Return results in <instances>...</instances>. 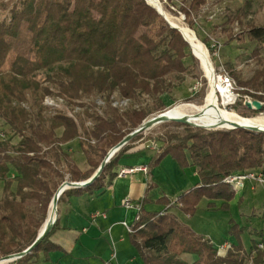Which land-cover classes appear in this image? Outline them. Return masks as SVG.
Returning a JSON list of instances; mask_svg holds the SVG:
<instances>
[{
	"label": "trees",
	"instance_id": "trees-1",
	"mask_svg": "<svg viewBox=\"0 0 264 264\" xmlns=\"http://www.w3.org/2000/svg\"><path fill=\"white\" fill-rule=\"evenodd\" d=\"M207 1L180 0L178 11L189 28ZM166 2L175 6L173 0ZM0 13V121L10 133L0 131L3 258L33 244L66 176L70 182L87 181L110 149L150 115L170 105L169 94L191 75L187 63L196 60L181 34L145 0H0ZM246 18L247 13L241 12L235 20L243 24ZM243 41L256 44L251 57L257 69L245 81L234 72L230 76L247 90L242 96L263 103L264 97L257 93H264V58L260 57L264 23H248L239 39ZM114 96L127 100L128 107L112 108ZM46 97H58L70 110L81 112L74 118L63 112L53 115L43 106ZM144 97L151 100L150 109L140 107ZM96 100L104 104L101 113ZM190 101L191 97L185 100ZM235 108L241 109L244 118L259 113L248 110L241 100ZM180 126L182 133L166 132L152 139L158 148L146 173L167 157L181 170H195L198 185L183 192L175 203L185 216L192 217L203 199L209 206L220 201L218 210H228L236 192L225 183L227 177L248 171L264 176V133L206 132ZM141 136L121 148L89 187L65 191L58 204L110 184L117 176L118 162ZM13 138L17 139L14 144ZM75 140L88 168L84 172L67 152V145ZM157 202L168 204L163 198ZM56 229L57 221L29 255L11 264H35L40 255L47 262L50 254L63 252L50 240ZM243 232L232 225L229 234L235 244L220 252L167 211L148 213L140 208L129 241L142 264H188L184 256L194 259L190 264L262 263L264 230L251 232L250 253L242 246Z\"/></svg>",
	"mask_w": 264,
	"mask_h": 264
},
{
	"label": "crops",
	"instance_id": "crops-1",
	"mask_svg": "<svg viewBox=\"0 0 264 264\" xmlns=\"http://www.w3.org/2000/svg\"><path fill=\"white\" fill-rule=\"evenodd\" d=\"M147 143L148 141H143L134 145L122 159L130 155L142 157L125 163L120 160L115 172L132 167H146L154 154L152 150L145 149ZM67 152L80 171L88 169L76 140L67 145ZM144 159L146 162L141 165L140 162ZM167 159L169 160L165 161ZM174 175L180 176L178 182L173 180ZM198 183L199 179L193 168L181 170L167 157L149 175L136 173L125 177L116 176L110 184L93 194L66 197L60 204L57 229L50 239L63 252L50 254L47 262L40 255L35 264H105L113 254L115 258L110 264H140L136 261L137 254L128 240L130 232L123 225L124 223L128 229L131 228L137 210L126 209L123 206L125 200L148 213L167 211L217 250L223 246L227 250L235 244L229 234V229L235 225L244 230L241 243L244 251L250 253L254 239L251 232L264 230L263 226H259L260 222L264 223V186L247 183L235 193L226 211L218 210L222 202L216 201L209 206L210 202L203 199L192 217L185 216L175 203L183 192ZM162 198L168 204L157 202ZM245 236L251 239L247 247L243 243ZM258 248L261 249L259 245ZM254 257L252 252L251 259ZM182 260L190 264L194 259L184 256ZM245 264L253 263L248 260ZM259 264H264V257Z\"/></svg>",
	"mask_w": 264,
	"mask_h": 264
},
{
	"label": "rangeland",
	"instance_id": "rangeland-1",
	"mask_svg": "<svg viewBox=\"0 0 264 264\" xmlns=\"http://www.w3.org/2000/svg\"><path fill=\"white\" fill-rule=\"evenodd\" d=\"M158 1L162 5L164 12L172 19V21H174V23L181 25L183 24L185 27L190 29L195 34L198 41L204 46L205 50L207 51L209 60L213 68L214 75H217L218 73L221 72L226 73L235 82L237 87V92L240 94V96H242V93H244L247 90L244 87H239L237 85L236 81L232 78V76H230V72H234L238 74L240 78L243 81H245L250 79L254 71L257 69L255 61L251 57V53L255 49L256 44H250L246 41L239 42V39L243 37V32L246 30V26L248 23H251L254 26H260L261 24L264 23V0H208L206 6L194 19V26L192 29L189 28L187 22L185 21L184 15L178 11V8L180 7V0H173V3L175 4L174 7L171 6V4H169L168 2H166V0H158ZM241 12L247 13V18L245 22H243V24L235 20V18L239 16ZM2 16L3 13H0V18H2ZM231 37L233 40H230ZM190 54L192 55L191 49H190ZM260 57L264 58V45L260 47ZM193 58L196 60L195 64L189 62L187 63L190 69H192L191 75L186 76L184 78V81L181 84H179L174 90H172V92L168 96V98L171 101L170 105L168 107H165L161 111L150 115L146 120L181 105H194L197 107H202L205 105L206 97L211 90L210 88L211 83L206 77L204 71L202 70L198 59L194 56ZM193 88H196L195 92L193 91ZM250 93H255V92L250 90ZM257 94L262 95L264 97V93L262 92H258ZM189 97H191V101L185 102V100ZM113 99H119V98L118 96H114ZM97 102H101V100H96V104ZM218 103L220 104V102ZM237 103L231 108L226 107V111L236 116L244 118L243 115L240 116L242 114L240 113L241 109L235 108ZM139 105L140 107L150 109L152 103L151 100L144 97L140 101ZM96 106L98 107L97 108L98 112L101 113V109L103 106H99V105ZM80 112L81 109H79L78 113ZM248 116L249 118H256V117L264 118V111L256 115L251 114ZM87 126L90 127V125ZM190 128L199 129L206 132L217 131V130H206V129L193 128V127ZM183 130L184 127L180 126V124L174 122H165L156 125L150 128L149 130L145 131L144 133L140 134L142 135L141 138L134 141L133 145L137 146L138 143L150 139V141H148V143L145 145V148H147V150L149 149L154 152L158 148V145L155 142H153L152 139H155L166 132L182 133ZM0 131L5 132V134L8 136L10 135L9 131L1 121H0ZM218 131H227V130L219 129ZM16 142L17 139L13 138L12 143L14 144ZM144 154H146V152ZM141 157L142 156L139 155H130L123 159L121 158L120 160L122 163H125V162L135 161L134 158L138 159ZM168 160L169 159L165 161ZM145 162L146 161L144 159L140 162V164L142 165ZM179 177L180 176L174 175L173 180H176V182H178ZM65 181L70 182L67 176L65 177L64 182ZM1 192H2V186L0 185V196H1ZM60 207H61L60 204H57L56 216H58ZM231 212L233 213L234 211ZM260 224L261 225L259 226L264 227L263 222H260ZM243 243L247 247L251 243L250 237L247 238V236H245L243 238ZM135 258L138 263L142 264V261L139 257L136 256Z\"/></svg>",
	"mask_w": 264,
	"mask_h": 264
},
{
	"label": "bare ground",
	"instance_id": "bare-ground-1",
	"mask_svg": "<svg viewBox=\"0 0 264 264\" xmlns=\"http://www.w3.org/2000/svg\"><path fill=\"white\" fill-rule=\"evenodd\" d=\"M152 7L156 8L172 26L179 29L185 40L188 42L193 55L200 62L201 68L206 77L212 84V89L208 93L205 105L197 107L194 105H181L166 111L167 120H185L190 125L202 127L206 130L229 129L232 126H240L244 128L264 129V118H242L226 111V100L223 98L221 104L214 103L217 100L215 94L214 72L209 60L207 51L204 46L198 41L195 34L185 27L183 24H176L164 12L162 5L158 0H146ZM179 23V22H178ZM169 122V121H167ZM46 223L51 222L56 217L55 209L50 208L48 211Z\"/></svg>",
	"mask_w": 264,
	"mask_h": 264
},
{
	"label": "built area",
	"instance_id": "built-area-1",
	"mask_svg": "<svg viewBox=\"0 0 264 264\" xmlns=\"http://www.w3.org/2000/svg\"><path fill=\"white\" fill-rule=\"evenodd\" d=\"M214 81H215V94L217 97V101L220 102V104L223 101V98L226 100V107H232L234 106L238 101H242V104L245 106L246 103H251L253 100L249 96H240V94L237 92V87L235 82L224 72L218 73L217 75H214ZM210 88L212 89V84L210 85ZM193 91H196V88H193ZM261 103V102H259ZM96 105L104 106L103 102H97ZM129 102L125 99H112L111 101V107L118 109V110H124L128 107ZM261 105L264 106L263 103ZM43 106L49 111L51 114H55L56 112H63L66 114V116L70 118H74L75 114L79 112V108H74L73 110H70L66 103L58 98V97H46L43 101ZM87 125H90L88 123ZM3 137V135H1ZM147 169L146 167H132V168H126L122 169L117 173L118 177H125V176H131L136 173H143L146 174ZM225 183L228 184L234 192H238L242 190L247 183H254L260 186H264V176L259 171H248L242 174L229 176L225 179ZM123 206L126 209H132L135 208L137 212L140 210V207H134L130 201L125 200L123 203ZM123 225L127 228V230L130 232V229L126 226V224L123 223ZM261 248V246H259ZM226 249L225 246L220 247L219 251L224 252ZM115 258V255L113 254L111 259L106 262L105 264H110L111 261Z\"/></svg>",
	"mask_w": 264,
	"mask_h": 264
},
{
	"label": "water",
	"instance_id": "water-1",
	"mask_svg": "<svg viewBox=\"0 0 264 264\" xmlns=\"http://www.w3.org/2000/svg\"><path fill=\"white\" fill-rule=\"evenodd\" d=\"M146 1V0H145ZM146 3L148 5H150L147 1ZM151 6V5H150ZM152 7V6H151ZM154 8V7H152ZM156 12L163 17V19L165 20V22L172 28L177 30L183 40L188 44V42L185 40L183 34L179 31V29H177L176 27L172 26L170 23H168L167 19L156 9ZM189 46V44H188ZM190 48V47H189ZM193 55V53H192ZM194 56V55H193ZM195 57V56H194ZM214 103H217V100L214 101ZM245 107L248 110H253L255 112H262L264 111V106L261 105V103H259L258 101H252L250 104L246 103ZM174 122L177 124H182V125H187L193 128H200V129H204L202 127H198V126H193L190 125L187 121L185 120H167L166 119V113H160L146 121H144L136 130H134L132 133H130L129 135H127L126 137H124L116 146H114L112 149H110L108 151V153L106 154L105 158L103 159V161L101 162L100 166L98 167V169L96 170V172L87 180L84 182H80V183H73V182H63L60 187L57 189L56 193L54 194L50 206H49V210L50 208L53 207V209H55V212L57 214V204H58V200L60 198V196L67 190L70 189H84L89 187L94 181H96L103 168L105 167V165L109 162V160L124 146H126L131 140H133L135 137H137L138 135L144 133L145 131L149 130L150 128L165 123V122ZM235 129H243L249 132H254V133H264V129H256V128H244V127H240V126H232L229 129H225V130H235ZM49 213V212H48ZM48 216V215H47ZM47 220V218H46ZM46 220L42 226V228L40 229L37 238L35 239V241L33 242V244L28 247L26 250H24L21 253H17V254H13V255H9L3 258H0V264H11L23 257H25L26 255H29L40 243L41 241L50 233V231L53 229L56 221H57V216L55 217V219L51 222L46 223Z\"/></svg>",
	"mask_w": 264,
	"mask_h": 264
}]
</instances>
